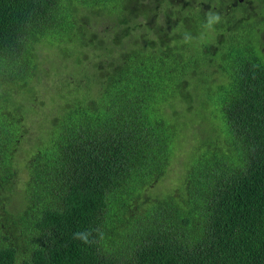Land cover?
<instances>
[{
  "label": "trees",
  "instance_id": "1",
  "mask_svg": "<svg viewBox=\"0 0 264 264\" xmlns=\"http://www.w3.org/2000/svg\"><path fill=\"white\" fill-rule=\"evenodd\" d=\"M0 264H264V0H0Z\"/></svg>",
  "mask_w": 264,
  "mask_h": 264
},
{
  "label": "clouds",
  "instance_id": "2",
  "mask_svg": "<svg viewBox=\"0 0 264 264\" xmlns=\"http://www.w3.org/2000/svg\"><path fill=\"white\" fill-rule=\"evenodd\" d=\"M221 15L214 11H208L206 13V21H208L207 25L203 24L205 28H212L214 30L213 25L219 24L221 22ZM92 236L91 231L85 230L83 232H76L73 236L74 239L82 241L84 244H89L91 242L90 237Z\"/></svg>",
  "mask_w": 264,
  "mask_h": 264
},
{
  "label": "rangeland",
  "instance_id": "3",
  "mask_svg": "<svg viewBox=\"0 0 264 264\" xmlns=\"http://www.w3.org/2000/svg\"><path fill=\"white\" fill-rule=\"evenodd\" d=\"M48 52H49V50H47L48 56H50V57L55 56V55L52 54V51H51V53H48ZM43 74H44L45 77H47L48 80H50V82L54 81L53 71H52V67L51 66H50V68H46L45 67V73H43ZM28 111L30 112L31 108H29ZM190 122H191V119L189 117H183V119H181V123H185V124L188 125ZM42 128H44V127H42ZM191 159L192 158L187 159V161H189ZM164 189H165V191L163 193L170 194L174 190V187H169L168 189L166 187H164Z\"/></svg>",
  "mask_w": 264,
  "mask_h": 264
}]
</instances>
